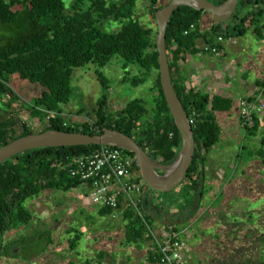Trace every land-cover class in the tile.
Segmentation results:
<instances>
[{"label":"trees","instance_id":"1","mask_svg":"<svg viewBox=\"0 0 264 264\" xmlns=\"http://www.w3.org/2000/svg\"><path fill=\"white\" fill-rule=\"evenodd\" d=\"M80 1L86 2L84 10L78 7ZM137 1L146 4V12L152 20L154 13L167 4L165 0H117L107 5L105 0H75L70 10L66 11L62 0H0V147L44 131L95 135L108 129L129 137L151 162L163 167L174 162L181 140L173 126L158 81L155 34L142 28L132 17ZM206 1L218 6L225 0ZM204 14L207 15L201 10L177 6L164 30L165 56L172 91L187 119L192 114L196 115L190 125L193 154L188 170L178 185L181 192L176 200L183 210L194 214L196 219L187 230L195 240L192 242L188 239V242L191 241L188 243L190 247L183 256L182 264H264V172L260 171L262 177L255 180L258 169L251 168L264 166V137L259 139L255 148L239 147V153L243 152L246 161L251 164L242 170H249L250 174L242 178L240 186L234 183L227 192L222 193L226 195L221 199L222 205L212 206L201 214L198 211V199L203 195L200 187L204 175L202 155L210 151L219 134L213 113L230 110L232 102L226 98L185 91L172 80L170 65L174 56H181L184 52L193 54L198 40L211 44L212 37L219 36L227 40L241 38L248 31L254 35L264 32V0H236L234 10L227 19L211 23L207 30L202 31L200 24ZM109 19L120 23L117 31L105 33L96 28L97 23ZM191 24L194 29L183 36L182 32ZM113 58L120 60L122 70L127 67L139 70L140 78L131 82L133 86L150 80L148 91L151 107H145L141 98L132 99L120 111L110 114L104 108L105 97H101L95 105L92 129L87 124L65 125L60 117V108L68 103L71 96L72 71L88 65L96 70L101 69ZM95 77L105 90L107 87L100 73L96 72ZM11 80L39 89L28 105L41 110L45 116L51 114L46 126L39 132L31 133L26 124L19 121L18 115L9 111L11 106L14 107L12 100L18 99L8 87ZM262 81L264 77L257 88ZM7 94L11 100L5 98ZM256 126L243 130V139L254 133ZM97 147L37 148L17 153L1 162L0 237L12 230H20L31 222L39 224L40 221L32 217L23 203L42 192L65 193L78 187L79 182L67 176L62 169L63 164ZM127 154L133 158L132 154ZM133 169L137 170L135 165ZM242 170L237 171L236 175L244 174ZM155 172L162 174L161 171ZM143 187L146 186L143 184ZM243 188L246 191L241 194L239 190ZM232 201L236 203L235 207L229 205ZM148 203L147 197L141 196L139 205L142 217L152 228L149 212H153L148 209ZM111 212L103 209L101 216L110 215ZM155 212L157 217L165 216L160 210ZM174 215L176 217L178 213ZM174 215L165 216L167 219L164 220L168 223L163 229L173 226L170 218H174ZM121 216L125 221V244L140 246L141 242L150 241L137 217L126 208L121 210ZM41 226L45 229L43 223ZM79 236L73 235L68 243L70 248H73ZM18 241L0 245L3 257L17 256L11 249ZM199 254L204 255L203 260L198 258ZM191 255L194 259H189ZM149 260L150 264H158L153 249ZM85 264L89 263L86 261Z\"/></svg>","mask_w":264,"mask_h":264},{"label":"rangeland","instance_id":"2","mask_svg":"<svg viewBox=\"0 0 264 264\" xmlns=\"http://www.w3.org/2000/svg\"><path fill=\"white\" fill-rule=\"evenodd\" d=\"M74 1L75 0H62L64 10H70ZM115 1L117 0H105V3L107 5ZM168 2L169 0H165V4ZM78 7L80 10H84L86 8V2H78ZM132 17L142 28L149 29L152 34H155V21L147 14L145 3L140 1L135 3ZM119 26L120 23L118 21L110 19L100 21L96 24V28L105 33H113L119 29ZM247 36L248 34L246 33L243 37L237 38L238 47L246 46V48L242 49L243 51L238 55L239 61H241L242 64H249L248 67L254 65L253 63L257 60L259 64L263 65L264 61L260 60L262 57V50L259 51L256 49L253 46L254 44L251 46L250 41H246L248 39ZM223 49H226L223 51L225 57L229 56V58L236 59V57H233L232 53L227 50L229 48L225 45L223 46ZM138 71L139 70L135 67H127L125 70H122L120 60L115 58L111 59L101 69L96 70L91 65L74 69L72 71L70 81L71 96L68 103L60 108V117L62 118V122L71 127L87 124L92 129L95 122V105L101 97H105L104 108L110 114H115L117 111H120L126 102L132 99L141 98L145 107L150 108L151 95L148 91L151 85L150 80L148 79L136 86H133L131 83L135 78L136 80L137 78H140ZM96 72L100 73L102 76V80L106 84L105 87H107L105 90L102 86H100L97 78L95 77ZM8 87L14 95L18 97L17 101H14V99L12 100V105H14V107L11 106L9 111H12L13 114H17L19 121L26 124L31 133L42 130L47 124L44 113L41 110L28 105L31 103L32 98L38 94L39 89L36 86L13 80L10 81ZM5 98L11 100V96L9 94H7ZM1 103L2 100L0 99V104ZM233 136L236 137V135ZM237 137L235 140L239 147H241V145L247 146L246 140L244 141L243 138ZM247 147L251 149L255 148L257 147V143L255 145L252 144V146L248 145ZM231 148L232 147L229 146L226 149L230 156L233 155V152H236V148L233 147L234 149L232 148V152ZM246 159V155L242 152L240 159H233L232 162L236 169L239 170L246 168L247 164L251 165L246 161ZM251 168L252 170L258 169V172H255L256 175L254 179H260V177H262L260 171L264 172V166L258 168L252 166ZM167 173H169V170H163L162 174L156 175L164 176ZM176 188H179V186ZM145 189L146 191L149 190L147 187H145ZM144 191L145 190L143 189V192ZM231 191L233 192V189ZM245 191V188H243L242 191L239 190L241 194H244ZM72 194V190L65 193L59 191L42 192L36 198L26 200L23 203V207L32 215V217L35 218L36 221H40L41 224L43 223L45 225V229H43L44 226H41L40 223L31 222L24 228H20V230H12L0 237V245H5L12 240H19L14 248L11 249V247H9L11 252L17 256L15 258L3 257V253L0 251V264L65 263L68 259L66 257L68 255L66 254L73 250L68 249L67 241L72 239V236L78 234V232L83 233L82 236L84 237L87 234L91 239L95 238L94 240H97V245L94 247V241L91 239L86 243L83 239H79L80 243L77 244L74 249L75 256L70 254L72 255L70 259H76V261L78 259L80 261L83 258L88 259L89 257H93L95 251L97 250L95 248H103L102 246L104 245L106 239L111 240L115 239V237L116 239L118 238L121 231L120 225L122 220L120 211L125 207H121L118 212L112 211L110 215L98 216V207L88 205V200H86L87 203L84 204L86 210H80L81 208L77 204L78 201L71 197ZM150 194L159 195L160 197L170 196L169 192L155 193L150 191ZM225 196V194H222V197H218L213 205H222L221 199ZM246 202H248V200ZM229 205L235 207L236 203L232 201ZM235 209L236 208H234L233 211ZM93 223L94 225H92ZM127 246L128 245H126V247ZM92 247H94V249ZM111 250L112 249L110 248L108 251ZM117 251H119V254L121 253L123 255L124 249H122L121 246V248L119 247ZM41 253L44 254L40 256V261L37 260L38 258L35 260L34 257H37ZM110 254L111 252L109 255ZM45 255L47 256L46 258Z\"/></svg>","mask_w":264,"mask_h":264},{"label":"crops","instance_id":"3","mask_svg":"<svg viewBox=\"0 0 264 264\" xmlns=\"http://www.w3.org/2000/svg\"><path fill=\"white\" fill-rule=\"evenodd\" d=\"M211 23L209 15L204 14L202 15L200 28L202 31L207 30ZM224 26L225 25H223V27ZM247 34L248 39L245 40L250 41L251 46L254 44L253 46L259 51L262 50V57L260 60L264 61V32H261L259 35H254L252 34V31H248ZM213 39L214 37H212L211 43L213 42ZM232 39H235L234 45L230 44L228 40H223V44L221 43V55L218 57L208 54H199L201 46L205 43L202 40H198L195 42L196 49H194L193 54L184 52L181 56H174L175 58L172 59L170 63L172 80L177 86H180L185 91H192L209 97L216 96L226 98L232 102L230 110L226 112L213 113L215 123L219 129V134L217 142L211 147L210 151L207 154L202 155L204 175L200 187L203 195L200 199H198V211L201 214L207 212L212 206H215L213 203L218 199V197H221L223 192H227L232 184L237 183L240 186L242 178L247 176V173L250 174L249 170L244 171L239 169L244 171L245 175L241 174L237 176L236 172L239 170L236 169L232 162L233 159L239 160L237 159V156L241 157L242 155V152L239 153L238 151L239 146L235 140L237 136L239 138H243V132L239 126L237 117L236 105L238 100L245 97L247 92L254 91L257 88V85L264 77V63L261 65L257 60L251 67H248L249 64H242V62L238 59V55L243 51L242 49L246 48V46L238 47L237 38ZM224 45L229 48L227 50L230 51L236 59L229 58V56L225 57V54H223V51L226 50L223 49ZM233 135H236V137ZM262 137H264V123H259L257 124L254 133L243 140H246L247 146H252V144L255 145L258 143L259 139ZM229 146L236 148V152H233L232 156H230L228 151H226ZM153 164L156 166L155 170L161 172H163V170H167L169 167H163L156 163ZM72 191L73 194L71 197L78 201L77 204L80 206V210L85 211L86 208L84 204L87 203V190L83 186H78ZM180 192L181 188H175L173 191L169 192V197H160L155 194L151 195L150 191H146L145 189L144 192L142 191L141 196H146L147 201H149L146 205L148 209L153 212H149V214L152 217V229L156 235H158L163 229V226L168 223L164 220L167 219L165 216H167V214L174 215L175 213H178L176 217L174 215V218L170 219L172 220L173 225L176 226V230L180 234V239H182L185 243V250L182 255L183 257L186 254L187 249L190 247L188 243L195 240L194 237L192 239V235L187 230L192 226V224L194 225L196 219L194 214L190 215L187 210L182 209V205H179L176 202L177 196ZM87 204L90 205L89 203ZM103 209L104 208L98 207V216H101V211ZM156 210H160V213L165 214V216L162 215V217H157L155 212ZM121 219V231L118 238L116 239L115 237V239L111 240L106 239L104 245L102 246L103 248H95L97 250L95 251L93 257H89L90 259L83 258L80 261L79 259L77 261L76 259H70L72 255L75 256L74 249L76 245L80 243L79 239H83L85 243L91 239L89 235L86 234L84 237L82 236L83 233L78 232L80 235L79 239L75 245H73V248H70V245L68 244V249L73 250L66 254L68 255L66 256L68 259L62 264H85L86 261L89 264H150L149 257L152 253L151 241H143L140 243V246L135 244H125L123 235V226L125 221L123 218ZM99 221L97 222L100 223ZM92 225H94V223ZM94 239L95 238H92L91 240L94 241L95 247L97 245V240ZM188 239L191 241L188 242ZM69 241H71V239L68 240L67 243H69ZM124 245L125 247L126 245L128 246L125 248ZM121 246L122 249H124L123 255L121 253L119 254V251H117V249L119 247L121 248ZM94 247L92 248L94 249ZM110 248L112 250L108 251ZM110 252L111 254L109 255ZM42 254L44 253L34 257V259L36 260V258H38L37 260L40 261L39 258ZM203 256V254H199L198 258L203 260ZM46 257L47 256L45 255V258ZM189 259H194V257L191 255L189 256Z\"/></svg>","mask_w":264,"mask_h":264},{"label":"built area","instance_id":"4","mask_svg":"<svg viewBox=\"0 0 264 264\" xmlns=\"http://www.w3.org/2000/svg\"><path fill=\"white\" fill-rule=\"evenodd\" d=\"M194 26L189 25L182 35H188ZM228 42L235 44V39ZM221 37H215L211 44H203L199 54H208L214 57L221 55ZM237 117L241 130L251 129L255 124L264 123V81L254 91L246 93L236 105ZM51 114H46L45 119ZM196 118L192 114L188 118L191 125ZM134 159L127 152L112 145H100L90 153L71 158L64 169L69 178L76 179L79 186L87 190L86 199L92 206H98L110 211L118 207H125L137 217L150 238L152 249L158 257V264H182L185 243L180 239L176 226L162 229L156 235L153 229L145 222L140 209V198L143 183L138 180V171L133 169Z\"/></svg>","mask_w":264,"mask_h":264},{"label":"water","instance_id":"5","mask_svg":"<svg viewBox=\"0 0 264 264\" xmlns=\"http://www.w3.org/2000/svg\"><path fill=\"white\" fill-rule=\"evenodd\" d=\"M235 2L236 0H225L222 4L214 6L206 0H169L166 5L158 9L153 15L156 29L154 47L157 54L158 81L173 126L179 133L181 140L179 153L174 162L167 168L169 173L164 176L156 175L154 172L156 166L129 137L108 129H104L100 134L95 135L60 131H44L34 135H27L0 147V163L17 153L37 148L112 145L132 154L139 178L150 191L155 193L173 191L180 184L188 170L193 154V140L188 119L174 96L170 84L164 48L166 23L177 6H186L207 13L214 24L227 19L232 14ZM178 159L179 165L172 171L171 167Z\"/></svg>","mask_w":264,"mask_h":264},{"label":"bare ground","instance_id":"6","mask_svg":"<svg viewBox=\"0 0 264 264\" xmlns=\"http://www.w3.org/2000/svg\"><path fill=\"white\" fill-rule=\"evenodd\" d=\"M178 165H179V159L176 160V162L172 165L171 167L172 171H174L178 167Z\"/></svg>","mask_w":264,"mask_h":264}]
</instances>
